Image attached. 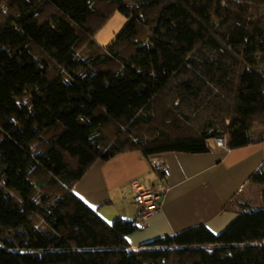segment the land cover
Masks as SVG:
<instances>
[{
  "label": "trees",
  "instance_id": "obj_1",
  "mask_svg": "<svg viewBox=\"0 0 264 264\" xmlns=\"http://www.w3.org/2000/svg\"><path fill=\"white\" fill-rule=\"evenodd\" d=\"M4 2L0 264H264V208L239 197L220 233L200 224L133 247L137 218L108 222L74 192L121 153L264 142V0ZM117 10L129 21L100 49Z\"/></svg>",
  "mask_w": 264,
  "mask_h": 264
},
{
  "label": "crops",
  "instance_id": "obj_2",
  "mask_svg": "<svg viewBox=\"0 0 264 264\" xmlns=\"http://www.w3.org/2000/svg\"><path fill=\"white\" fill-rule=\"evenodd\" d=\"M157 157L164 160L165 177H160L151 159L132 151L95 162L74 186V192L108 222L117 217L137 218L138 229L127 236L133 247L200 224L220 233L237 217L225 209L235 196L253 209L264 208V182L252 179L264 163V142ZM134 179L145 186L163 183L167 188L159 210L146 220L145 227H140L144 221L136 204Z\"/></svg>",
  "mask_w": 264,
  "mask_h": 264
},
{
  "label": "built area",
  "instance_id": "obj_3",
  "mask_svg": "<svg viewBox=\"0 0 264 264\" xmlns=\"http://www.w3.org/2000/svg\"><path fill=\"white\" fill-rule=\"evenodd\" d=\"M7 5L4 0H0V10L5 11ZM216 144L219 147L228 149L225 138H216ZM153 168L159 172L165 170L164 160L154 156L151 158ZM132 187L136 193V204L140 210L139 216L144 221L140 227L146 226V220L153 214H155L160 208V198L164 191H166V185L158 183L153 186H145L140 183L139 180H132Z\"/></svg>",
  "mask_w": 264,
  "mask_h": 264
},
{
  "label": "rangeland",
  "instance_id": "obj_4",
  "mask_svg": "<svg viewBox=\"0 0 264 264\" xmlns=\"http://www.w3.org/2000/svg\"><path fill=\"white\" fill-rule=\"evenodd\" d=\"M128 21L129 18L126 17L123 13L118 10L115 11L113 16L98 31L96 35V40L98 45H100V49H105V47H107L116 38V36L125 27Z\"/></svg>",
  "mask_w": 264,
  "mask_h": 264
}]
</instances>
